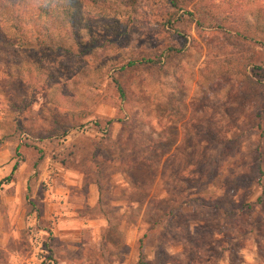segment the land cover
<instances>
[{"label": "rangeland", "instance_id": "374dc122", "mask_svg": "<svg viewBox=\"0 0 264 264\" xmlns=\"http://www.w3.org/2000/svg\"><path fill=\"white\" fill-rule=\"evenodd\" d=\"M181 6L122 9L92 55L0 46V264H137L141 239L148 264H264V0ZM233 7L249 39L209 22Z\"/></svg>", "mask_w": 264, "mask_h": 264}, {"label": "trees", "instance_id": "16d2710c", "mask_svg": "<svg viewBox=\"0 0 264 264\" xmlns=\"http://www.w3.org/2000/svg\"><path fill=\"white\" fill-rule=\"evenodd\" d=\"M108 0H0V46L17 48H49L51 50H65L70 52L75 47L76 51L82 54L92 55V45H96L99 40V34L107 27V19L116 18L122 9L134 14L138 7L144 4L146 7H153L160 4L162 12L160 17L166 26H170L180 17L178 13L182 10L184 0H118L107 2ZM237 8L233 7L225 12L224 15L218 10V13L211 12L209 22L213 28L228 33H234L242 39H249L250 34H240L233 26H246V20L242 14L237 13ZM261 10V11H260ZM264 8L254 9L249 16L256 21L264 20ZM262 12V17L259 16ZM193 17L192 14L185 13ZM219 14V16L217 15ZM223 17H222V16ZM207 19L203 20L205 22ZM201 22V21H200ZM200 23L198 22V25ZM97 30V31H95ZM264 32L263 23L260 29L253 32L255 35ZM254 35V36H255ZM264 46V42L261 43ZM169 56V55H168ZM158 58L128 60L121 66V70H134L140 66H155ZM35 71L40 76H44L42 70L37 65L28 66V63L18 65L6 64L2 76L5 79L15 81L21 85L24 84V78L28 80ZM13 73H16L13 76ZM114 85L120 100H126V94L117 79ZM26 86L27 81H25ZM114 121L108 120L104 128L110 126ZM98 126V125H96ZM42 157H39L34 164V171L37 172ZM259 167V164L257 165ZM13 167L6 182L11 183L14 180ZM258 178L257 186H261V171L257 168ZM36 174V173H35ZM28 202L31 199V188L28 187ZM259 203V200H258ZM30 204H32L30 202ZM218 206V203H215ZM246 211H252V204L243 205ZM138 262L137 264H148L144 258L143 241L137 243Z\"/></svg>", "mask_w": 264, "mask_h": 264}]
</instances>
